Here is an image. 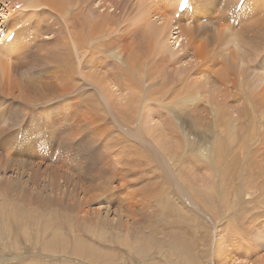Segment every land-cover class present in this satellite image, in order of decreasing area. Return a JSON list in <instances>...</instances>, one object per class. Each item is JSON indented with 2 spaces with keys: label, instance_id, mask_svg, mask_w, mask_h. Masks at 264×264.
<instances>
[{
  "label": "rangeland",
  "instance_id": "374dc122",
  "mask_svg": "<svg viewBox=\"0 0 264 264\" xmlns=\"http://www.w3.org/2000/svg\"><path fill=\"white\" fill-rule=\"evenodd\" d=\"M27 1L0 0L32 17L28 52L3 49L22 94L0 78V264H264V8L193 0L179 53L150 39L179 0Z\"/></svg>",
  "mask_w": 264,
  "mask_h": 264
},
{
  "label": "bare ground",
  "instance_id": "6f19581e",
  "mask_svg": "<svg viewBox=\"0 0 264 264\" xmlns=\"http://www.w3.org/2000/svg\"><path fill=\"white\" fill-rule=\"evenodd\" d=\"M165 1V0H164ZM181 1L182 0H179L178 1V3H177V8H176V12L173 14V16L175 17V19H176V16H179V18H181V15L180 14H182V13H184V17L186 18L185 19V22H183L182 24H184V28L181 26L182 24L181 23H177L176 22V20L174 19V17H171V18H169V19H167V18H164L163 16L161 17L160 16V14L159 15H155V16H158V19L159 20H161V22H159L158 24H154V28H153V31H152V33H151V36H150V39L151 40H154L157 44H160L161 42H162V40H163V38H165L166 37V35H167V33H168V35H169V37L171 36V35H173L174 34V37L172 38H169V42L167 41V44L165 45V47H166V50H168L169 52L170 51H172V50H175V51H178L179 53L181 52V47H182V42H183V40L184 39H186L187 38V40H191L192 38H193V36H188V35H186V33L187 32H189L188 31V29H190V30H194L193 29V27L191 28V24L192 23H190V22H193V21H191V19L192 18H195V14H196V8L194 7V11L191 13V12H189V13H187L188 12V10L189 9H191V7L192 6H194L192 3H193V0H190L189 1V4L187 5V8L183 11V12H179V6H180V3H181ZM197 1L198 0H195V2H196V4L195 5H197ZM221 1V0H220ZM239 1V0H238ZM242 0H240L239 2H238V4H237V6H236V8H238V6H239V4H240V2H241ZM248 1H250V0H244V2H243V4L241 5V9H243L244 8V6H245V4L248 2ZM29 2H33L32 4L34 5V6H38V8H41L40 7V5L42 6V4L43 3H46V4H51V5H53L55 8H57V9H63L64 11H66V5H64V1L63 0H28L27 1V3H29ZM225 2V1H224ZM22 4V3H21ZM36 4V5H35ZM25 5V4H24ZM31 4H29V5H26V7H24V11H22V12H26L27 13V11H29L30 10V6ZM50 5V6H51ZM145 4L142 2V4H141V7L143 8V6H144ZM219 5V4H218ZM23 6V5H22ZM33 6V7H34ZM169 6V5H168ZM17 5H16V9H17ZM20 7V8H19ZM18 8L19 9H21V6H19ZM32 7V6H31ZM145 7V6H144ZM170 7V6H169ZM35 8V7H34ZM33 8V9H34ZM263 8H264V0H259V6L255 9V11H254V13L252 14V16H251V20H257L259 17V14H261L262 13V11L261 10H263ZM32 9V10H33ZM165 9V8H164ZM169 9V8H168ZM144 10V9H143ZM236 10V9H235ZM18 11V10H17ZM35 11V10H34ZM225 11V10H224ZM2 12V11H1ZM31 13H32V11H31ZM33 13H35V12H33ZM144 13H145V10H144ZM149 14L147 15L148 17H150L151 15H152V12L149 10V12H148ZM179 13V15H177ZM16 14H17V12L16 11H11L10 13H8V12H3V14H1L0 15V21H2L1 22V24H4L5 25V23H9V25L12 27V28H10L11 29V31H9L8 33H6V31H5V28L4 29H2L1 30V27L3 26V25H1L0 24V33L1 32H3L4 33V36H2V37H0V50H1V53H0V78L1 79H4V81H5V79L7 80V83H11V86H8V84H7V88L5 89V90H7L9 93H12V92H14V91H16L17 93H20L21 92V84H19L20 83V81H18V79L17 78H15L14 76H13V74H12V72L14 71V67H12L10 64H8L7 63V61L6 60H9V59H11L12 60V58L13 57H15V55H16V52L15 51H8V52H6V51H4L3 49H11L13 46H15L16 44H17V42L19 43V46H22V48H21V51H20V53L21 54H23V55H25L27 52H28V50H29V48H30V46H29V44L28 43H25L24 41H23V36L25 35V33H31V31H30V25H31V21H32V17H30V16H28L24 21L23 20H20V19H18V18H16ZM146 14V13H145ZM155 14V13H154ZM235 14V13H234ZM40 15V14H39ZM167 15V14H166ZM187 15H190V17H186ZM262 15H263V13H262ZM21 16V15H20ZM18 17V16H17ZM25 17V16H24ZM23 17V18H24ZM97 18H95L96 20L99 18L98 16H96ZM170 17V16H169ZM103 18L104 17H102V19H100L101 21L103 20ZM107 18V17H106ZM145 18H147V17H145ZM87 20H88V22L87 23H85V26H84V24L83 23H81V28L83 27H87L86 29H89V27H90V25H91V22H92V20H91V18L90 17H87L86 18ZM205 19V18H204ZM203 19V20H204ZM232 19V18H231ZM12 20H14V21H16V24H14V22H12ZM146 20V19H145ZM25 21H27V22H25ZM40 21V20H39ZM101 21H99V22H101ZM181 21V20H180ZM103 22V21H102ZM148 22H149V20H148ZM241 22V21H240ZM239 22V23H240ZM33 23V22H32ZM41 23V22H40ZM231 23V22H230ZM233 23H235V20H233ZM248 23H250V22H248ZM251 23H252V21H251ZM19 24L21 25L22 24V26H19ZM39 24V23H38ZM44 24V23H43ZM187 24H189V25H187ZM253 24V23H252ZM26 27L25 29V31H23V29H24V26ZM230 25V24H229ZM241 25V24H240ZM156 26H157V30H156ZM23 27V28H22ZM7 28V27H6ZM187 28V29H186ZM232 28V27H231ZM263 28V30H264V26L262 27ZM8 29V28H7ZM35 29V28H34ZM233 29V28H232ZM238 29V28H237ZM237 29H236V31H237ZM15 30H16V32H15ZM263 30H262V33H263ZM8 31V30H7ZM18 31H19V33H18ZM81 31H83V30H80V36H77L76 35V32H75V40H77L78 41V43H79V45L80 46H78L79 47V56H81V54H83V55H85V54H87L88 55V59H90V57H92V52H93V54H95L94 53V51L96 50V48L94 47L93 48V45L90 47V50L92 51H90V52H88V47L87 46H85V41L87 42V43H89V42H92V40L91 39H89L88 37L91 35V32L92 31H87L86 30V34H85V37H84V34L81 32ZM13 32H15V33H13ZM146 32V31H145ZM145 32L141 35V33H140V36H143L144 38H147V36L145 37ZM149 32V31H148ZM13 33V34H12ZM219 33H221L220 31H219ZM12 34V35H11ZM11 35V36H10ZM221 36H222V33L220 34ZM224 35V34H223ZM263 35H264V33H263ZM13 37V39H12V41H10L9 43L7 42V38L8 37ZM223 37V36H222ZM256 37H257V35H256ZM255 37V38H256ZM261 37V36H260ZM31 38V37H30ZM29 38V39H30ZM33 38V37H32ZM234 39H236L235 37H234ZM261 39V38H260ZM172 40H173V42H172ZM89 41V42H88ZM261 41V40H260ZM68 42V41H67ZM257 42H259V40L257 41ZM251 44L253 43L252 41L250 42ZM256 43V42H255ZM72 44V43H71ZM250 44V45H251ZM259 44V43H258ZM89 45H90V43H89ZM239 46L237 49H236V54H237V56L238 57H240V60H243L244 58H242V49H240L242 46L239 44V43H237L236 44V46ZM25 46H26V48H25ZM85 49V51H84V53H83V50ZM250 50H251V46H250V48H249ZM257 50L260 52V48H257ZM257 50H255V52L257 51ZM51 51V50H50ZM86 52V53H85ZM116 53V52H115ZM248 53V52H247ZM258 53V52H257ZM71 53H69L68 55H70ZM116 55V54H115ZM262 55V52L258 55V59H260V57L259 56H261ZM178 56H179V54H178ZM251 56V55H250ZM249 56V57H250ZM51 57V56H50ZM109 57V56H108ZM253 57V56H252ZM251 58V57H250ZM79 59H80V61L82 60L80 57H79ZM85 59V58H84ZM97 59H99V58H97ZM196 59V58H195ZM91 61H89L88 60V62H87V64L88 65H90V66H92L91 68H95L96 66H94L96 63H98V62H96L97 60H93V59H90ZM115 60V59H114ZM193 60V59H192ZM191 60V61H192ZM257 60V59H256ZM93 61V62H92ZM196 61V60H195ZM258 61V60H257ZM52 62V61H51ZM115 62V61H114ZM189 62V61H188ZM193 62V63H192ZM192 62H190V63H188V69L190 70V71H193V72H196L197 71V74H198V72H199V74H198V76L200 75H202V73H206V71L205 72H203L202 70H200L202 67H196L194 64H195V62L194 61H192ZM219 63H221V60H219ZM54 64V63H53ZM116 64V63H115ZM111 65V64H110ZM16 66V65H15ZM112 66V65H111ZM191 66V67H190ZM194 66V67H193ZM114 67V66H113ZM233 68V67H232ZM232 68H230L229 69V72H235V69H233V71H232ZM57 70V69H56ZM202 71V72H201ZM208 71V70H207ZM60 73V72H59ZM58 74V73H57ZM202 78H203V76H201ZM78 79V78H77ZM66 80L69 82V85H75V83H77V82H75V80H72V77H67L66 78ZM9 81V82H8ZM135 81V80H134ZM231 81H233L232 83V85H231V87L232 88H234L235 87V85H236V82L234 81V79H231ZM72 82V83H71ZM75 82V83H74ZM174 82V81H173ZM256 82L257 83H255V88H254V91L257 93V91H259L258 90V88L259 87H261V85H259V82L263 85V83H264V81L262 80L261 81V79H256ZM2 83V82H1ZM9 83V84H10ZM32 83V82H31ZM46 84H49V83H47L46 82ZM103 84V83H102ZM208 83H206V85H207ZM6 85V84H5ZM26 85H29V84H26ZM32 85V87H33V83L31 84ZM68 85V84H67ZM68 85V86H69ZM257 85V86H256ZM126 86V85H125ZM136 86V85H135ZM26 87H28V86H26ZM66 87V86H65ZM63 88V93L64 94H67L68 93V90H67V88ZM131 87V86H130ZM34 88V87H33ZM49 88H53V85H50L49 86ZM134 88V87H133ZM132 88V89H133ZM136 88V87H135ZM256 89H257V91H256ZM4 90V91H5ZM130 90V89H129ZM134 90V89H133ZM262 90L260 89V91L257 93V96H258V98H261V99H263L264 98V90L261 92ZM198 92V91H197ZM5 93V92H4ZM200 93V92H199ZM233 93V94H232ZM255 93V94H256ZM6 94V93H5ZM22 93H20V95H21ZM54 94V93H53ZM191 94H193V92H191ZM195 94H197V93H195ZM232 96H231V99L230 100H232V98L233 99H237L238 100V98H239V94L237 93V92H234L233 90H231V93H230ZM20 95H18V96H20ZM157 95V94H156ZM62 96V95H61ZM196 97H198V95H196L193 99H194V101H195V99H196ZM138 98V97H137ZM189 98V97H188ZM190 100H191V98H189ZM188 99V100H189ZM130 100V99H129ZM188 100H187V102H188ZM235 100H233V101H235ZM193 101V100H192ZM232 101V102H233ZM236 102V101H235ZM130 103V102H129ZM129 103H127V104H129ZM174 103V102H173ZM181 103V102H180ZM130 104H132V103H130ZM183 103H181V105H182ZM126 107V106H125ZM178 109V108H177ZM129 111V110H128ZM156 111V110H155ZM180 112V111H179ZM129 113V112H128ZM125 114V113H124ZM123 114V115H124ZM175 114V113H174ZM173 114V115H174ZM128 116V115H127ZM167 117V116H166ZM197 118V117H196ZM178 122H179V120H178ZM261 125V124H260ZM172 133V132H171ZM179 134V133H178ZM189 135V134H188ZM231 134H229L228 135V139L230 140V141H234L235 140V138L233 137V136H230ZM235 136V135H234ZM189 136H187V137H185L184 139H185V141H187V138H188ZM236 137V136H235ZM193 145V144H192ZM196 145V144H195ZM200 148V147H199ZM198 148V149H199ZM194 149V148H193ZM201 149V148H200ZM202 149H203V147H202ZM197 151V150H196ZM205 153H206V151H204ZM204 155V154H203ZM202 155V156H203ZM202 159V158H201ZM193 161V160H192ZM194 162V161H193ZM157 187V186H156ZM155 191V190H154ZM160 191V190H159ZM162 191V190H161ZM164 191V190H163ZM162 193V192H161ZM165 193V192H164ZM163 194V193H162ZM166 195H167V193H166ZM165 195V196H166ZM157 196V195H156ZM163 196V195H162ZM168 197V196H167ZM159 199H161V198H159ZM165 200V199H164Z\"/></svg>",
  "mask_w": 264,
  "mask_h": 264
},
{
  "label": "crops",
  "instance_id": "0c3cea01",
  "mask_svg": "<svg viewBox=\"0 0 264 264\" xmlns=\"http://www.w3.org/2000/svg\"><path fill=\"white\" fill-rule=\"evenodd\" d=\"M253 4H254V9H256L259 6V0H253ZM215 8H216V5L214 6V9ZM206 12H209V11H207L205 8H200V9H198V13L195 14V17L198 16V18H200V16L205 15ZM261 15H262V13H261ZM261 15L259 14L258 17L263 18Z\"/></svg>",
  "mask_w": 264,
  "mask_h": 264
}]
</instances>
